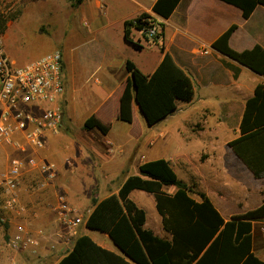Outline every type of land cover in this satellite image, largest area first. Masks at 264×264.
<instances>
[{"label":"crops","instance_id":"obj_1","mask_svg":"<svg viewBox=\"0 0 264 264\" xmlns=\"http://www.w3.org/2000/svg\"><path fill=\"white\" fill-rule=\"evenodd\" d=\"M157 1L85 0L76 9L82 16L83 29H86L87 34L89 33L90 35H97L101 29L106 30L116 25L122 28L125 38V23L135 20L144 13L149 14L152 20L159 23L161 33L157 41L162 42L161 50L158 53L153 52L144 64L132 62L145 75L151 76L163 61L164 56L169 54L193 82L195 91L193 101L190 103L179 102L176 112L160 121L162 126L159 127L155 134L164 148H169L174 144L177 146L174 158L155 157L147 159L142 155L141 159L136 161V157L140 153L145 152V148L155 146L156 142L143 140L145 135L144 127L147 124L137 105L133 107L132 124L125 123L127 125L125 126L122 124L124 122L117 119L119 98L130 76L126 69V63L130 59H123L118 63L120 70H116V72L114 71L115 64L110 65L106 74L95 81L98 86L97 93L100 96V102L90 116L95 114L103 124L110 125L109 132L103 134L97 129L86 130L87 132H92L90 140L86 143L83 141L81 143L71 141L66 143V147L70 148V154L76 156L74 158L82 165L83 168L81 170L87 173L88 166L86 167L85 160H83L88 157L86 147L91 150L90 154L94 155L96 162L100 163V165L102 164V168L105 169L107 175H124L126 168L134 163L137 164L136 168L139 171L138 175H140V167L145 163L166 159L171 162L176 174L178 172L175 166H178L183 173L197 175L200 179L205 177L209 184L208 188H212L214 191H224L226 196L229 197V201L214 200L211 195H207L225 221H229L233 216L239 215L231 212L236 206L239 207L236 203L240 199L247 203L248 198L247 190L234 181V173L244 172L247 176L250 174L255 181L261 182V190L250 197L253 201L250 203H256L257 207L264 203V175L260 179H256L229 147L230 142L241 136L240 125L245 114L246 104L255 96L256 89L259 86H264V77L222 55L212 45L225 32L232 27H236L229 40V46L234 51L244 52L253 49L255 46H260L264 49V6L259 5L251 17L245 19L241 9L222 0H181L172 16L165 20L153 13V7ZM146 33V31L132 29L131 39L133 43L127 42L125 39L133 54L142 53L146 49L143 44ZM9 35L7 29L3 38L9 37ZM78 35L81 34L72 33L71 36H68L65 32L63 38L72 39ZM136 45L140 47L138 48ZM206 46L211 47L208 54L203 53L202 48ZM39 58L28 60L24 65ZM12 61L18 64L15 60ZM64 66L63 62V69ZM64 94L59 100L60 106L61 102H66ZM113 99V105L107 107V104ZM62 111L64 114L63 109ZM140 115L143 120H141ZM160 122L151 127L147 125V127L151 131L155 130ZM50 146L51 142L48 139L47 149L42 155L49 154ZM77 148H79L78 151L76 150ZM234 165L237 170L232 169ZM180 180L192 186L186 178ZM110 183L105 182L100 185L109 190ZM121 185L116 191L106 193L102 199L118 193ZM169 188L164 187V191L168 194L176 192V190ZM193 188L195 189V187ZM204 189L205 187L202 184V188L198 192L206 193ZM136 191L131 193V199ZM50 195L51 189L43 194L46 198ZM150 195L154 198L156 209L155 197L153 194ZM67 197L71 202L75 201L71 194L69 195L68 193ZM192 197L197 202H201V198L197 194H193ZM55 199L48 204V208H50L52 203H55ZM233 201L236 203H233ZM143 202L146 205H143ZM149 203L150 201L145 196L140 202L143 207L148 206ZM77 205L81 206L80 202ZM244 207L247 208L248 203ZM49 212L50 216H43L38 221V224L53 225L54 216L50 209ZM261 227L264 228V219L253 221V234L254 231L260 230ZM145 228L151 230L158 238L172 239V236L165 231L160 215L153 216L151 219H148L147 215ZM81 231L89 235L91 230H88L84 225ZM101 235L99 241L95 242L101 247L117 253L106 244L107 241L113 243L110 237L103 233ZM259 235L262 237L259 241H256L257 236H254V252L259 258L264 260V255H260L257 252L259 246L264 248V233L262 236L259 232ZM102 238L105 240L104 242L100 241ZM71 250L72 247L69 251ZM62 252L60 248L56 252H49V255H47L48 259H54L60 255L55 262L57 264L68 253L63 254Z\"/></svg>","mask_w":264,"mask_h":264},{"label":"trees","instance_id":"obj_2","mask_svg":"<svg viewBox=\"0 0 264 264\" xmlns=\"http://www.w3.org/2000/svg\"><path fill=\"white\" fill-rule=\"evenodd\" d=\"M85 0H69L77 8ZM181 0H158L153 13L167 20ZM242 10L249 19L255 9L264 6V0H222ZM0 12V37L11 20ZM151 16L142 14L125 23V39L133 43L131 30L148 32ZM236 27L225 32L212 47L227 58L264 77V49L236 52L229 40ZM136 47H140L136 45ZM128 77L119 98L117 119L133 123V107L137 105L146 124L153 126L177 110L179 102L190 103L195 91L191 78L166 54L157 70L145 75L132 61H127ZM85 129H97L107 134L105 125L95 115L85 122ZM241 136L229 147L256 179L264 175V86L246 104L240 125ZM164 187H175L168 194ZM143 191L153 194L156 209L162 217L164 229L171 240L158 238L145 228L147 213L132 199L131 193ZM197 194L201 202L192 195ZM264 219V203L225 221L206 193L196 192L180 180L170 161L158 159L140 167V175L126 178L118 193L100 201L95 200L86 221V228L107 234L120 250L117 254L98 245L89 235L78 234L72 250L57 264H264L254 252L253 221Z\"/></svg>","mask_w":264,"mask_h":264},{"label":"rangeland","instance_id":"obj_3","mask_svg":"<svg viewBox=\"0 0 264 264\" xmlns=\"http://www.w3.org/2000/svg\"><path fill=\"white\" fill-rule=\"evenodd\" d=\"M0 12L15 18L8 25V33L10 35L4 38V42L7 55L11 60H15L18 65H24L28 60L55 51H61L63 54L65 66L62 76L65 81L64 97L66 102H61V107L64 110L62 129L59 135L49 137V142H51V148L48 150L49 154L42 155L45 160L57 164L58 178L55 184L48 189H51V195L48 198L43 195L42 197L34 190L30 195L24 197V202L30 212L26 217V223L32 224L35 228L52 230L55 228L54 221L53 225L50 226L38 224V221L43 216H50L48 204L54 201L56 194L68 192L69 195L71 194L75 198V201L72 202L74 205L78 206L77 204L80 202L81 206L78 207L82 211L92 210L95 200H101L106 193L116 191L126 177L139 174L136 168L137 164L134 163L126 168L124 175H107L105 169L102 168V164H98L94 155L90 154L91 150H88V147H86L88 157L83 159L86 167L88 166V173L82 171V165L74 158L76 156L70 154V148L66 147V143L71 141L75 143L83 141L86 143L91 138L92 132H87L84 125L96 105L100 102V96L97 93L98 86L95 84L96 79L104 76L110 65L115 64V72L120 70L118 63L123 59H130L138 64L146 63L153 52L158 53L161 50L162 42L153 39L147 32L143 42L146 49L142 53L133 54L125 41L122 28L119 26L115 25L106 30L101 29L97 35L87 34L86 29L82 27L81 14L78 9L72 6L69 0H0ZM65 32L68 36H71L72 33H80L81 35L76 38L65 39L63 38ZM140 66L142 67V65ZM113 103L114 99L107 104V107H110ZM140 118L143 120L141 115ZM122 124L127 126L125 123ZM161 126L162 123L160 122L158 127L152 131L147 125L144 127L145 135L143 140H152L156 142V145L145 148V152L140 153L136 157V161H139L142 155L147 159L155 157L174 158L177 146L174 144L169 148H164L159 143L158 137L155 136ZM79 148L76 150L78 151ZM232 167V169L237 170L235 165ZM175 168L179 178H186L195 187L196 192L200 191L203 184L206 194L211 195L214 200H222L224 202L229 199L224 191H214L212 188H208L209 184L205 177L200 179L197 175L183 173L178 166H175ZM37 178L32 173L26 175L24 181L26 184H30L35 182ZM233 179L247 190L248 207H244L247 203L242 199L237 203L233 201L239 207L236 206L231 212L240 214L257 207L256 203H250L253 202L250 197L261 190V182L255 181L250 174L247 176L244 172L234 173ZM105 182H111L109 190L101 187L100 184ZM171 188L176 190L174 187L169 189ZM68 193L66 194L68 195ZM144 196L150 203L148 206L143 207L140 202ZM132 199L139 207L145 209L148 219L153 216H159L155 209L152 195L136 191ZM143 205H146V203L143 202ZM34 212L38 214V217L35 218L32 215ZM83 227L81 226L78 229V234L84 233L81 231ZM259 232L263 236L264 228L261 227L260 230L254 231L253 236H257L256 241L262 238ZM89 235L94 241H99L102 236L97 231H90ZM100 241L104 242L105 240L102 238ZM106 244L109 245L110 249L121 253L113 243L107 241ZM47 246L46 243L41 244L36 255L24 254L18 256L16 258L17 264H55L60 255L54 259H48L49 251ZM257 252L260 255H264V248L259 246Z\"/></svg>","mask_w":264,"mask_h":264},{"label":"built area","instance_id":"obj_4","mask_svg":"<svg viewBox=\"0 0 264 264\" xmlns=\"http://www.w3.org/2000/svg\"><path fill=\"white\" fill-rule=\"evenodd\" d=\"M150 21L148 33L158 39L160 25ZM202 49L208 54L211 47ZM62 73L60 51L18 65L7 55L0 37V264H17L18 256L36 255L43 243L49 252L60 248L67 253L93 210L82 211L65 193H59L50 206L54 229L26 223L30 212L24 197L33 190L43 195L58 178L57 164L45 160L42 153L49 137L59 135L62 129ZM32 173L38 178L26 184L25 176ZM32 215L38 217L35 212Z\"/></svg>","mask_w":264,"mask_h":264}]
</instances>
